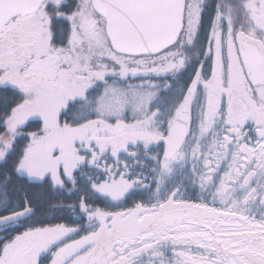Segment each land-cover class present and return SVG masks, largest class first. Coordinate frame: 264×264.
I'll use <instances>...</instances> for the list:
<instances>
[{
	"label": "snow or ice",
	"instance_id": "obj_1",
	"mask_svg": "<svg viewBox=\"0 0 264 264\" xmlns=\"http://www.w3.org/2000/svg\"><path fill=\"white\" fill-rule=\"evenodd\" d=\"M0 264H264V0H0Z\"/></svg>",
	"mask_w": 264,
	"mask_h": 264
},
{
	"label": "trees",
	"instance_id": "obj_2",
	"mask_svg": "<svg viewBox=\"0 0 264 264\" xmlns=\"http://www.w3.org/2000/svg\"><path fill=\"white\" fill-rule=\"evenodd\" d=\"M54 202H56V201H54ZM52 222H69V221L67 220V217H64V218L57 217Z\"/></svg>",
	"mask_w": 264,
	"mask_h": 264
}]
</instances>
